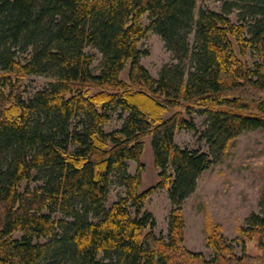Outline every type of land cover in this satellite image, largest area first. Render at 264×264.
Returning <instances> with one entry per match:
<instances>
[{
  "label": "trees",
  "instance_id": "obj_1",
  "mask_svg": "<svg viewBox=\"0 0 264 264\" xmlns=\"http://www.w3.org/2000/svg\"><path fill=\"white\" fill-rule=\"evenodd\" d=\"M198 1L0 0V264H264V191L238 230L242 254L212 222V258L185 245L183 204L201 175L244 132L264 130V0H223L222 12L197 15ZM150 31L179 61L158 79L141 64ZM88 48L103 56L98 74ZM32 75L54 82L26 100ZM197 108L208 151L175 140L197 131ZM118 111L122 127L106 132ZM147 137L160 179L141 191ZM115 182L126 195L107 207ZM160 189L172 204L167 237L144 210Z\"/></svg>",
  "mask_w": 264,
  "mask_h": 264
},
{
  "label": "rangeland",
  "instance_id": "obj_2",
  "mask_svg": "<svg viewBox=\"0 0 264 264\" xmlns=\"http://www.w3.org/2000/svg\"><path fill=\"white\" fill-rule=\"evenodd\" d=\"M223 0H199L196 14L202 9L222 12ZM238 11L232 16L237 20ZM143 26L148 28L150 20L146 15L143 17ZM193 39V38H192ZM139 48L148 54L141 58V64L148 69L153 78L158 79L161 71L167 66H176L179 61L175 60L162 37L153 31L147 33L139 43ZM87 53L94 58L93 72L98 74L103 61V56L95 49L88 48ZM21 58H25L19 53ZM248 63L251 67L257 61L256 56L250 53ZM129 65L122 74L126 79ZM52 77L47 75H32L25 80L23 90L26 100L32 98L38 91L53 83ZM204 108H197L192 118L197 131L179 130L176 133V143L181 148L189 150L208 151V145L202 139V133L207 129V117L203 114ZM174 111L166 114L172 115ZM122 113L118 111L112 121L105 127L106 132L120 129L124 123L126 114L122 119ZM145 169L143 173V185L141 191L155 186L159 182V170L154 163L152 138L145 139V151L141 157ZM138 164L129 163V172L135 174ZM172 170V169H171ZM170 170V173L173 171ZM36 175V174H35ZM28 183L23 185V189ZM38 182L31 180L29 186L34 188ZM264 191V130L246 131L231 142L225 159L215 164L211 169L204 172L198 180L195 192L184 202L183 214L186 222L185 245L194 252H202L207 258H212L213 249L208 247L207 232L208 223L219 224L224 236L236 247L237 254H242L244 238L240 236L239 228L246 226L247 218L253 213H260V200ZM125 189L115 182L106 204L110 207L114 202L125 196ZM144 210L151 212L156 219L155 232L157 235L168 236L169 218L172 212V204L166 190H158L146 202ZM62 219L61 214L56 215ZM21 238V234L15 235ZM247 252L258 256V249L254 242H245Z\"/></svg>",
  "mask_w": 264,
  "mask_h": 264
}]
</instances>
